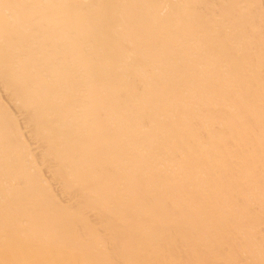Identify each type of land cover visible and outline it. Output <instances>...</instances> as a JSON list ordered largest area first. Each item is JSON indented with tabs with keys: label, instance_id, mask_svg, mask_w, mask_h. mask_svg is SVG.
Instances as JSON below:
<instances>
[{
	"label": "bare ground",
	"instance_id": "bare-ground-1",
	"mask_svg": "<svg viewBox=\"0 0 264 264\" xmlns=\"http://www.w3.org/2000/svg\"><path fill=\"white\" fill-rule=\"evenodd\" d=\"M0 264H264V0H0Z\"/></svg>",
	"mask_w": 264,
	"mask_h": 264
}]
</instances>
